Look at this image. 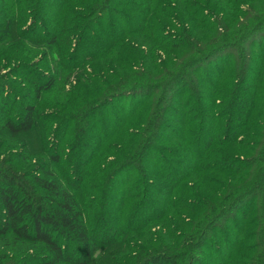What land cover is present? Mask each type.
<instances>
[{
    "label": "trees",
    "instance_id": "obj_1",
    "mask_svg": "<svg viewBox=\"0 0 264 264\" xmlns=\"http://www.w3.org/2000/svg\"><path fill=\"white\" fill-rule=\"evenodd\" d=\"M227 1L0 0V264H264V0Z\"/></svg>",
    "mask_w": 264,
    "mask_h": 264
},
{
    "label": "rangeland",
    "instance_id": "obj_2",
    "mask_svg": "<svg viewBox=\"0 0 264 264\" xmlns=\"http://www.w3.org/2000/svg\"><path fill=\"white\" fill-rule=\"evenodd\" d=\"M5 1L8 2V0H5ZM9 1H11V0H9ZM205 1H208V4L207 5H203V7H206V10L208 11L209 14L211 13V14H213L215 16L216 13H214L215 11L213 10L215 7L218 8V11L219 12H224V8L227 7V12L225 11V14H226L225 16L229 20L232 19L231 16H230V14H227V13H230L229 1L223 0V1H221V4H217L216 2H213V0H205ZM5 6H6V4H5ZM227 56L224 55V56L221 57V60H223V61L217 60L218 65H223V64H226L227 63V65H228L227 67H229L230 59H229V57L227 58ZM222 58H224V59H222ZM225 58H226V60H225ZM208 66H207V68H210V66L209 67ZM225 70H227V68ZM54 92H55L54 94H55V96H56L57 99L60 100V98H63V96L58 91L55 90ZM158 94L159 93H156L155 95H153L152 98L150 99V102L149 103H152V102L156 101V99L158 97ZM50 101H53V99L50 98V96H47L45 98V100H44V103L45 102L48 103ZM121 101L122 102H125V101H128V100L126 98H124V99H121ZM114 108H118V103L112 104L109 107L108 111H112V110H114ZM42 112H43V114H46V115L49 112H52V113H54V116L59 117V118L57 119V122H49V123H47V122H39L33 131H31L30 133L25 134V136H23L21 138V141H23L24 143L27 144V147H28L29 151L31 153H34V154H37V155L40 152L39 151V147H40V137H41V131H42V129L43 130L46 129L47 125H49L48 132L50 133L51 140L53 141V143H55L56 140H58V139L61 140V138H62V137H59V136H61L60 134L59 135H56L59 131H61V125L63 124V122L68 117H70L69 116L70 115L69 114V111H55V110H52V109H45ZM102 113H105V112L102 111ZM40 120L41 121H44L42 119H40ZM89 120L94 122V118L93 117H90ZM82 122H84V120L76 121L75 124L76 123L79 124V123H82ZM93 122L92 123L90 122L89 126L86 128L85 131L87 132V137H86L85 141H83V143L87 147H89V148H90L91 145L98 143L99 140L101 139L99 132H97L96 129L94 128V125L95 124ZM75 124H74V126H72L70 128L72 138L74 137V132H75V129H73V128L77 125V124L76 125ZM112 132L113 131L111 130V133ZM117 135L121 136V133L116 132L113 135L111 134V136L109 138H107V140H105L106 142L103 140V143H109L110 142V144H111V142L114 141L113 140L114 137H116ZM67 146H68V144H67L66 140H64V142L60 143V147H64L65 148L64 153H65V151H67V149H66ZM113 146H114V144L112 143V147ZM111 148H110V150H112ZM111 155L112 154H109L108 155L107 161H111V158H112ZM258 203L260 204L259 200H258ZM253 208H254V205H251L250 206V204L244 205L242 207L243 212H246L247 213V218H250L251 217V215H252L251 212H252ZM249 230L250 229H244L243 232H248ZM222 252H224L222 258L226 257L225 254L227 252H225V251H222ZM237 252H238V249H236V253ZM98 255L99 254L95 255V264H102L101 263L102 262V257L100 258ZM219 257H221V256H219Z\"/></svg>",
    "mask_w": 264,
    "mask_h": 264
}]
</instances>
